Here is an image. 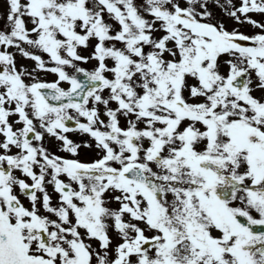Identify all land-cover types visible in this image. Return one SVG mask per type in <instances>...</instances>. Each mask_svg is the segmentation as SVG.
Masks as SVG:
<instances>
[{"label":"snow or ice","instance_id":"6c2138e0","mask_svg":"<svg viewBox=\"0 0 264 264\" xmlns=\"http://www.w3.org/2000/svg\"><path fill=\"white\" fill-rule=\"evenodd\" d=\"M0 264H264V0H2Z\"/></svg>","mask_w":264,"mask_h":264},{"label":"rangeland","instance_id":"374dc122","mask_svg":"<svg viewBox=\"0 0 264 264\" xmlns=\"http://www.w3.org/2000/svg\"><path fill=\"white\" fill-rule=\"evenodd\" d=\"M0 3H2V0H0Z\"/></svg>","mask_w":264,"mask_h":264}]
</instances>
